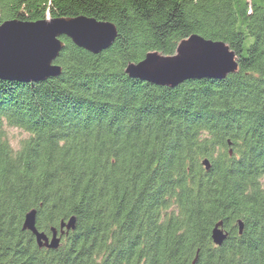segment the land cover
Segmentation results:
<instances>
[{
    "label": "trees",
    "instance_id": "16d2710c",
    "mask_svg": "<svg viewBox=\"0 0 264 264\" xmlns=\"http://www.w3.org/2000/svg\"><path fill=\"white\" fill-rule=\"evenodd\" d=\"M78 15L114 23L113 43L62 36L61 74L0 79V112L35 131L19 155L0 144V264H264V0H0V23ZM192 34L224 41L237 69L176 86L125 72ZM32 209L48 235L75 228L40 247Z\"/></svg>",
    "mask_w": 264,
    "mask_h": 264
},
{
    "label": "water",
    "instance_id": "95a60500",
    "mask_svg": "<svg viewBox=\"0 0 264 264\" xmlns=\"http://www.w3.org/2000/svg\"><path fill=\"white\" fill-rule=\"evenodd\" d=\"M62 36L96 54L113 43L117 28L110 21L86 15L36 21L6 19L0 23V79L30 82L61 74L62 66L55 60L64 46ZM237 65L234 51L224 41L192 34L180 41L174 54L148 52L141 60L129 62L125 72L153 84L176 86L186 79L224 77ZM203 163L209 167L206 159ZM75 222L74 216L62 220L59 230L52 227L48 235L36 227V210L32 209L25 216L24 228L34 234L38 246L54 249L64 228L74 229ZM238 225L241 231L242 222L238 221ZM226 236L219 221L212 229L213 242L220 245Z\"/></svg>",
    "mask_w": 264,
    "mask_h": 264
},
{
    "label": "clouds",
    "instance_id": "9594fccd",
    "mask_svg": "<svg viewBox=\"0 0 264 264\" xmlns=\"http://www.w3.org/2000/svg\"><path fill=\"white\" fill-rule=\"evenodd\" d=\"M35 137V131L25 123L14 122L9 114L0 112V144H4L12 156L21 154ZM194 139L197 143L210 142L213 134L206 126L196 129ZM264 183V177L258 178Z\"/></svg>",
    "mask_w": 264,
    "mask_h": 264
}]
</instances>
